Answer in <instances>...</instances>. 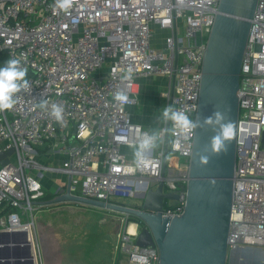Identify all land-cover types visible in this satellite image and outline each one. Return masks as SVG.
Returning <instances> with one entry per match:
<instances>
[{
  "label": "built area",
  "instance_id": "1",
  "mask_svg": "<svg viewBox=\"0 0 264 264\" xmlns=\"http://www.w3.org/2000/svg\"><path fill=\"white\" fill-rule=\"evenodd\" d=\"M219 2L72 0L62 10L56 0H0V49L21 61L29 81L13 108L0 113V152L13 149L0 165V207L13 208L0 217V229L31 232L42 206L34 201L45 193L42 171L70 177L72 194L123 205L122 199L146 191L147 180L162 181L164 192L178 195L164 198L162 215L182 213L195 130L190 139L168 135L165 156L166 127L158 125L164 143L137 165L123 148L148 129L131 119L129 109L139 79L157 75L167 80L166 105L195 120L202 59ZM157 29L161 44L155 42ZM128 68L133 78L122 82ZM122 87L129 103L113 98ZM238 97L228 250L264 248V0H257L251 18ZM41 100L48 102L46 110ZM53 104L63 106L62 122L51 115ZM122 215L114 264H159L157 246L136 243L145 224Z\"/></svg>",
  "mask_w": 264,
  "mask_h": 264
},
{
  "label": "water",
  "instance_id": "2",
  "mask_svg": "<svg viewBox=\"0 0 264 264\" xmlns=\"http://www.w3.org/2000/svg\"><path fill=\"white\" fill-rule=\"evenodd\" d=\"M257 0H220L214 23L206 41L202 59L201 81L195 119H203L214 110L226 111L235 124L227 153L215 154L209 146L210 128H197L189 160L186 203L181 214L173 217L161 213L164 198L178 195L164 192L163 182L147 180L145 192L136 194L139 204H115L87 198L70 192V177L65 188L57 185L50 199L34 201L42 206L75 202L90 205L139 219L145 226L136 237L141 246H157L159 264H228L237 262L239 251L259 249L246 246L227 249L232 204L233 177L236 161L237 120L239 114V77L251 18ZM174 77L171 80V96ZM264 145V126L261 129ZM168 133L164 155L167 153ZM13 149L0 152V165L8 162ZM205 155L207 163H201ZM19 231H0L9 236ZM21 253L24 259L0 260V264H35L31 243L23 231ZM20 247V246H17ZM238 263V262H237Z\"/></svg>",
  "mask_w": 264,
  "mask_h": 264
},
{
  "label": "crops",
  "instance_id": "3",
  "mask_svg": "<svg viewBox=\"0 0 264 264\" xmlns=\"http://www.w3.org/2000/svg\"><path fill=\"white\" fill-rule=\"evenodd\" d=\"M166 82L167 80L165 77L157 75L139 79L136 105L130 107V111H134V108H137V106L142 109L141 114H143V116H137L135 121L144 125L146 129L154 126L158 127L156 125V119L161 114V111L159 110V99H161L159 98L161 92L159 91V86L160 83H163V85L166 86ZM144 85V92L141 94V100L139 101L138 94L140 93L141 87ZM162 98L164 97L162 96ZM148 104L151 105L150 108L147 107ZM151 112L157 114L154 120L152 118V120L145 118V115H148ZM123 151L129 154L133 153L132 147L128 146L124 147ZM54 175L55 174L43 177L42 183L44 190L49 192L55 190L52 186L56 187L58 183L52 181L53 178H57L53 177ZM58 178L61 179L62 183L66 181L65 177ZM63 203L66 204L67 202ZM57 205L61 204L57 203L37 208L34 212V226L31 232L25 231L26 236L31 243L35 264H114L115 255L113 246L115 243L113 239H110L108 234L106 237L100 236L99 238L89 236V238H86L87 241L84 240V243H82L81 239L78 238V235L85 233L82 224L80 227L82 231L76 233V237L69 238V240H67L68 243H63L64 238L61 235V228L64 229V225L58 222V218L56 219L55 216L60 207H52ZM75 228L78 230L79 226H76ZM2 230L3 229H0V231ZM22 232L23 231H19L18 233L13 235L10 234L9 236H0V260L8 259L12 261L18 258H25L21 254L23 252L21 247L25 244ZM34 252L36 253V257ZM10 264H12V262Z\"/></svg>",
  "mask_w": 264,
  "mask_h": 264
},
{
  "label": "clouds",
  "instance_id": "4",
  "mask_svg": "<svg viewBox=\"0 0 264 264\" xmlns=\"http://www.w3.org/2000/svg\"><path fill=\"white\" fill-rule=\"evenodd\" d=\"M72 0H56L55 7L62 10L70 9ZM27 69L21 65L19 59H7L0 66V113L11 110L16 103V94L27 90L29 81L26 79ZM133 78V70L128 68L121 76L122 82L130 81ZM114 100L118 104L129 103V97L124 87L114 93ZM41 109L48 108V102L41 100ZM63 106L53 104L51 115L58 122L63 120ZM159 125L166 127L169 136L177 132L181 135L177 139H190L193 130L197 128H210L213 132L209 140V146L215 154L227 153L230 142L234 135L235 124L228 118L226 111L214 110L211 115L200 119H192L187 113L166 105L162 108L161 114L157 117ZM165 137L160 127H150L132 145L134 162L141 165L148 158V155L164 143ZM201 163H207V157L201 155Z\"/></svg>",
  "mask_w": 264,
  "mask_h": 264
},
{
  "label": "rangeland",
  "instance_id": "5",
  "mask_svg": "<svg viewBox=\"0 0 264 264\" xmlns=\"http://www.w3.org/2000/svg\"><path fill=\"white\" fill-rule=\"evenodd\" d=\"M161 31L157 29L156 36L157 39L155 42L157 44H161ZM145 85L141 87L140 93L138 94L139 101L141 100V94L144 92ZM167 89L166 86L163 85V83H160L159 91L163 93V91ZM160 92L159 94V107L160 111L165 106L166 99L162 98L163 94ZM136 105V104H135ZM151 105H147L148 108H150ZM134 111L131 112V119L135 121V118L137 116L142 117L143 114H141L142 109L137 106V108H134ZM130 110V109H129ZM154 112L149 113L148 115H145V118L149 119H155L156 113L152 116ZM151 119V120H152ZM157 120V119H156ZM156 125L158 126V122L156 121ZM153 125V124H152ZM155 127V126H154ZM43 149V148H41ZM38 153V152H37ZM174 155L173 153H170L169 156ZM39 156V155H38ZM52 158V157H50ZM42 163H46L47 158H41L40 159ZM44 177H48L49 175L52 176L50 173H46L45 171H42ZM50 176V177H51ZM52 181L57 182V185H62L61 179L58 177H65L63 174H55ZM115 201H121L119 198H115ZM124 203L126 204H139L141 202L140 197H128L126 199H122ZM52 207H60V209L57 210L56 219L58 222L62 223L64 225V229L61 228V235L64 238L63 243L67 242L69 238L76 237V233L79 231H82L80 228L83 224L84 226V232L78 235V238L81 239L82 243H84V240L89 236H94V238L106 237L107 234L109 235L110 239L116 243V233L119 230H122L124 227V222L122 221V213L117 211H111L108 209H103L99 207H94L90 205L85 204H79L75 202H67L66 204H61L57 206ZM76 226H79V229L76 230ZM92 238V237H91ZM87 241V240H86ZM68 243V242H67ZM259 249H253V250H246V251H239L238 253V264H264V248L258 247ZM114 251V246H113ZM115 255V251H114ZM39 259V256H38Z\"/></svg>",
  "mask_w": 264,
  "mask_h": 264
},
{
  "label": "trees",
  "instance_id": "6",
  "mask_svg": "<svg viewBox=\"0 0 264 264\" xmlns=\"http://www.w3.org/2000/svg\"><path fill=\"white\" fill-rule=\"evenodd\" d=\"M8 59V54H7V50L5 49H0V66H2L4 64V62ZM144 127V125H142ZM145 128V127H144ZM40 152L47 151V149H39ZM53 189H55L56 187L52 186ZM54 196V191L53 192H49L47 190H45V193L43 195V197H41V200H45V199H50ZM58 204H64V203H58ZM13 208L6 206V207H0V217L2 215H4L5 213H8L10 211H12ZM130 220H139L135 217H130Z\"/></svg>",
  "mask_w": 264,
  "mask_h": 264
},
{
  "label": "flooded vegetation",
  "instance_id": "7",
  "mask_svg": "<svg viewBox=\"0 0 264 264\" xmlns=\"http://www.w3.org/2000/svg\"><path fill=\"white\" fill-rule=\"evenodd\" d=\"M228 264H238V263L235 261L230 263V261H228Z\"/></svg>",
  "mask_w": 264,
  "mask_h": 264
},
{
  "label": "bare ground",
  "instance_id": "8",
  "mask_svg": "<svg viewBox=\"0 0 264 264\" xmlns=\"http://www.w3.org/2000/svg\"><path fill=\"white\" fill-rule=\"evenodd\" d=\"M132 226V225H131ZM131 228V227H130Z\"/></svg>",
  "mask_w": 264,
  "mask_h": 264
}]
</instances>
